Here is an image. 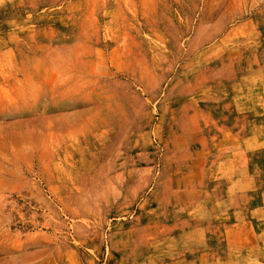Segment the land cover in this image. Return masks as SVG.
Returning a JSON list of instances; mask_svg holds the SVG:
<instances>
[{
	"label": "rangeland",
	"instance_id": "rangeland-1",
	"mask_svg": "<svg viewBox=\"0 0 264 264\" xmlns=\"http://www.w3.org/2000/svg\"><path fill=\"white\" fill-rule=\"evenodd\" d=\"M0 264H264V0H0Z\"/></svg>",
	"mask_w": 264,
	"mask_h": 264
}]
</instances>
